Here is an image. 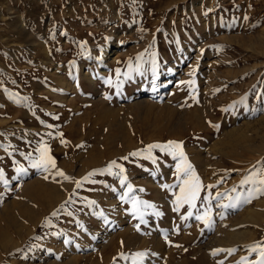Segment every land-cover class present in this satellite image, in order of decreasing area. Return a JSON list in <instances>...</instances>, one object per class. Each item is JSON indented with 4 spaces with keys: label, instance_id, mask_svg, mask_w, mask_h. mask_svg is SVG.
<instances>
[{
    "label": "rangeland",
    "instance_id": "374dc122",
    "mask_svg": "<svg viewBox=\"0 0 264 264\" xmlns=\"http://www.w3.org/2000/svg\"><path fill=\"white\" fill-rule=\"evenodd\" d=\"M261 167L264 0H0V264H257Z\"/></svg>",
    "mask_w": 264,
    "mask_h": 264
},
{
    "label": "snow or ice",
    "instance_id": "6c2138e0",
    "mask_svg": "<svg viewBox=\"0 0 264 264\" xmlns=\"http://www.w3.org/2000/svg\"><path fill=\"white\" fill-rule=\"evenodd\" d=\"M62 143H66L65 141H61ZM152 149H160L162 152L169 154L173 157V159H178V163L176 164V178L179 181V193L176 196V200L174 201L175 208L174 211H178L180 207H182L184 204H187L189 209L195 208L196 201L199 199V193L201 191V183L199 181V178L196 176L195 171L192 167V165L188 162V158L185 155L183 151V146L181 142L176 141H168L165 144H151L148 145L145 149V152L147 153V156L151 157V150ZM41 156L38 161L33 165L37 168H44L45 171L48 170V167H55V161L53 158L48 155V149L46 147L41 148ZM130 155L133 156H140L142 155L141 152L131 153ZM123 159H127V157H124ZM258 164H261V162H258ZM113 167H119L116 163V161H112L107 169L104 171H110ZM18 171H23L22 169H18ZM124 169L121 167L120 172L123 173ZM253 172H256V166H253ZM96 173H89L88 176L91 177L92 175H95ZM259 174L261 176H264V167L260 168ZM57 175L64 176L63 172L58 171ZM0 176H2V173H0ZM67 179V177H64ZM47 179V177H45ZM85 180L88 179V177L84 178ZM252 179V175L250 174L245 179L241 180L240 185L241 187L245 184H248L250 180ZM76 187L79 188L81 186L80 181H76ZM123 183V181H122ZM259 184L261 185L260 188L256 189L257 192H259L260 195H264V178L259 180ZM131 190V189H129ZM235 191V189H233ZM223 195V194H221ZM239 199V198H237ZM244 202H250V200H245ZM235 205H223V207H234ZM145 207H151V205H145ZM133 211H136V201H133ZM53 216L56 215L54 212L52 214ZM192 212L189 211L188 216H191ZM187 217H185L186 219ZM197 220L202 221L206 227L211 226V215H210V209L205 211L203 214H198L195 217ZM257 248L260 250L261 259L257 262V264H264V245H257ZM218 251V250H217ZM213 255H216L217 252L214 251L212 253ZM146 256V253H137L134 256V261H142L144 257ZM126 258V257H125Z\"/></svg>",
    "mask_w": 264,
    "mask_h": 264
},
{
    "label": "bare ground",
    "instance_id": "6f19581e",
    "mask_svg": "<svg viewBox=\"0 0 264 264\" xmlns=\"http://www.w3.org/2000/svg\"><path fill=\"white\" fill-rule=\"evenodd\" d=\"M114 52H115V51H114ZM114 52H113V53H114Z\"/></svg>",
    "mask_w": 264,
    "mask_h": 264
}]
</instances>
